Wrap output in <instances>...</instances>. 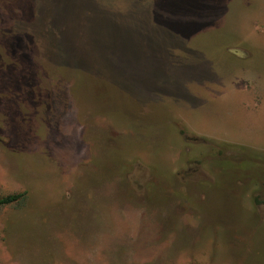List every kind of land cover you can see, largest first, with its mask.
Listing matches in <instances>:
<instances>
[{"label":"rangeland","instance_id":"1","mask_svg":"<svg viewBox=\"0 0 264 264\" xmlns=\"http://www.w3.org/2000/svg\"><path fill=\"white\" fill-rule=\"evenodd\" d=\"M9 193L0 264H264V0H0Z\"/></svg>","mask_w":264,"mask_h":264},{"label":"trees","instance_id":"2","mask_svg":"<svg viewBox=\"0 0 264 264\" xmlns=\"http://www.w3.org/2000/svg\"><path fill=\"white\" fill-rule=\"evenodd\" d=\"M25 200V193H9L0 196V206L17 204Z\"/></svg>","mask_w":264,"mask_h":264},{"label":"flooded vegetation","instance_id":"3","mask_svg":"<svg viewBox=\"0 0 264 264\" xmlns=\"http://www.w3.org/2000/svg\"><path fill=\"white\" fill-rule=\"evenodd\" d=\"M189 137L188 136H186V139H188Z\"/></svg>","mask_w":264,"mask_h":264}]
</instances>
